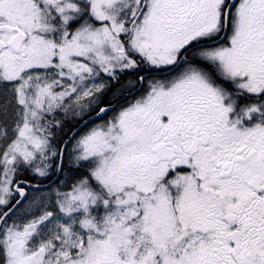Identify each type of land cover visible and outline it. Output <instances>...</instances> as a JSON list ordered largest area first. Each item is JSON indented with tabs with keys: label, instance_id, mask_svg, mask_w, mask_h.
Segmentation results:
<instances>
[{
	"label": "snow or ice",
	"instance_id": "1",
	"mask_svg": "<svg viewBox=\"0 0 264 264\" xmlns=\"http://www.w3.org/2000/svg\"><path fill=\"white\" fill-rule=\"evenodd\" d=\"M0 264H264V0H0Z\"/></svg>",
	"mask_w": 264,
	"mask_h": 264
}]
</instances>
